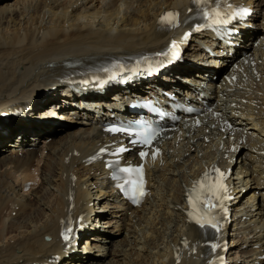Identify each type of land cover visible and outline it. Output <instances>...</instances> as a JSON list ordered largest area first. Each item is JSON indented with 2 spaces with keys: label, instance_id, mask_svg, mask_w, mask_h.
<instances>
[{
  "label": "bare ground",
  "instance_id": "1",
  "mask_svg": "<svg viewBox=\"0 0 264 264\" xmlns=\"http://www.w3.org/2000/svg\"><path fill=\"white\" fill-rule=\"evenodd\" d=\"M227 1L250 8L246 21L224 43L200 34L187 45L194 0H0V264H207L212 245L225 264H264V0ZM167 12L179 26L160 27ZM171 41L177 56L144 82L73 88L71 73ZM215 65L226 72L212 83ZM172 96H201L211 111L156 140L147 196L132 207L105 159L124 146L118 159L139 163L137 149L101 123ZM215 169L228 215L209 236L187 221L188 197Z\"/></svg>",
  "mask_w": 264,
  "mask_h": 264
},
{
  "label": "snow or ice",
  "instance_id": "2",
  "mask_svg": "<svg viewBox=\"0 0 264 264\" xmlns=\"http://www.w3.org/2000/svg\"><path fill=\"white\" fill-rule=\"evenodd\" d=\"M194 3L199 5L201 3V0H194ZM176 16H178V14H175V13H167L166 16L164 18H162V22L164 20H168V18H175ZM204 16L207 17L208 16V13L205 12L204 13ZM174 21L173 20H169V23H173ZM145 144H147L149 142V139L148 138H145L144 141H143ZM121 151H124V149H121ZM140 155L143 157L145 155L144 152H141ZM119 171L121 172H124V173H129L130 174V177L129 179L126 181L127 183H131L133 185V194H135V192L138 190L136 188V180L132 179L131 178V174H141L142 173V169H139V168H122L120 169ZM222 175L223 174H220V176L217 178V181H218V184H219V188L220 190H223V185L222 183H220V180L222 179ZM140 183L142 184V180L140 181ZM140 191V195H143V191H142V188L139 189ZM193 191H196V189H193ZM214 195H216V198L219 199V195L218 193H214ZM205 202L208 203V204H211V201L208 200L207 198H205ZM189 203L192 204V198L190 197L189 199ZM195 207V205H194ZM211 207H216L215 204H211ZM189 215L191 216L192 213L190 212ZM203 226V225H201ZM213 227H215V225L213 224L212 225ZM213 248H215V245H212Z\"/></svg>",
  "mask_w": 264,
  "mask_h": 264
},
{
  "label": "rangeland",
  "instance_id": "3",
  "mask_svg": "<svg viewBox=\"0 0 264 264\" xmlns=\"http://www.w3.org/2000/svg\"><path fill=\"white\" fill-rule=\"evenodd\" d=\"M46 107H43V108H41V110H43L44 111V109H45ZM46 112V111H45ZM63 130H66V129H63ZM60 134V131H57V133H55V135H54V137H56V136H58ZM52 138V137H51ZM53 139V138H52ZM51 139V140H52ZM10 143V142H9ZM40 146H42L43 145V143H40L39 144ZM6 147H9V145H7ZM2 148V147H1ZM5 151V148L2 150V151H0V154L2 153V152H4ZM46 152V151H45ZM98 207V206H97ZM12 216H14V213H12ZM100 221V220H99ZM102 221V220H101ZM100 221V222H101ZM99 222V223H100ZM234 256V255H233Z\"/></svg>",
  "mask_w": 264,
  "mask_h": 264
}]
</instances>
